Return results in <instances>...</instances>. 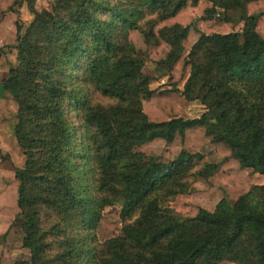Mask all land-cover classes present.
<instances>
[{
	"label": "trees",
	"instance_id": "16d2710c",
	"mask_svg": "<svg viewBox=\"0 0 264 264\" xmlns=\"http://www.w3.org/2000/svg\"><path fill=\"white\" fill-rule=\"evenodd\" d=\"M23 2L0 0V163L16 168L0 167V216L24 219L32 254L14 264L45 263L26 193L32 168L16 161L42 125L50 127L43 159L60 171L64 202L56 208L63 217L77 208L92 224L95 264H264V0H59L42 12L29 5L33 19L22 32L5 15ZM244 6L238 22L216 12ZM152 12L144 30L140 20ZM145 60L164 69L169 88L149 87ZM89 89L114 104H92ZM192 100L206 107L196 118ZM66 101L83 109L77 127L63 119ZM77 138L92 164L86 197L65 173L69 158L84 153L74 152ZM194 158L207 161L200 187L178 193L194 212L162 211L149 197L179 184ZM102 189L118 203L107 211ZM10 225L0 220V259ZM75 252L68 244L61 257Z\"/></svg>",
	"mask_w": 264,
	"mask_h": 264
},
{
	"label": "rangeland",
	"instance_id": "374dc122",
	"mask_svg": "<svg viewBox=\"0 0 264 264\" xmlns=\"http://www.w3.org/2000/svg\"><path fill=\"white\" fill-rule=\"evenodd\" d=\"M59 0H24V2L16 7L14 11L15 15V27L20 26L23 30L28 26V24L33 19V14L30 11L29 5L35 8L38 12L44 10H50ZM22 9V10H20ZM148 12V11H147ZM216 12L221 16L227 15L234 22H238L240 16L243 12H246L245 6L243 8H223L216 7ZM156 16V12L148 13L140 20V25L144 30L148 29V22ZM10 59L17 64L15 61L14 54L9 55ZM141 72L150 77L149 87L151 89L158 88H169L168 76L165 74L164 69L157 65L156 63L145 60L141 68ZM6 76V73L0 72V79ZM183 84L178 87L183 89ZM68 89L71 87L67 86ZM90 90V89H89ZM75 96V95H74ZM89 98L94 105L101 106L103 108H108L114 104V100L102 95L100 92H95L90 90ZM63 119L70 124V127H77L80 124L79 114L83 111L81 106L68 107L67 101L64 103ZM206 111V107L199 100L190 101L189 112L191 118L199 117L203 112ZM45 125L47 126V121L45 120ZM32 130V140L29 142L27 147L21 146V150L16 153L17 163H23L29 165L30 168V178L28 180V186L26 193L29 194L30 200L32 199L33 207L36 210V214L39 219V228L37 231L38 240L43 243L42 257L39 262L45 260L42 264H95V259L92 253L89 251L93 248L92 239V224L87 222H82L79 217H76L77 208L68 209L64 211L65 217L61 215V210L56 207L64 202L63 194L61 193L57 177L60 174L59 166L56 163L51 165L47 164L43 158H47L44 151L45 145L41 144L43 138L48 140L46 133L50 130V127L37 126ZM76 137H80V134H76ZM74 143L75 151L77 152L82 148L84 150L83 154L73 155L74 157L69 158L70 167L65 173L70 176V185L74 192L83 193L82 197H86V189L89 190L88 182L93 176L90 173V168L92 166L91 162L86 159V155L89 154V146L83 143V139L77 138ZM25 148V149H24ZM102 152L99 148L95 150V153ZM24 157V158H23ZM206 158L193 159V164L190 166L189 170L183 177L179 178V184H166L162 188L155 190L149 198H156L158 204L162 211H167L169 209H174L176 212H181L184 215H189L194 212L191 201L185 196L184 199L179 200L182 194H178L182 189L187 187V191H193L199 189L201 181H197V178H201L199 173L205 169ZM0 167L14 170L16 169L9 160H5L0 163ZM258 176H261L258 174ZM263 177V176H262ZM102 178L105 181L108 180V176L104 173ZM103 190V189H102ZM102 198L105 199L106 204L104 211L111 209L110 204L117 203L115 196H113L109 191H104L101 193ZM220 198L206 203V209L212 210ZM232 204L234 201L228 199ZM100 202V201H99ZM141 209L138 208L133 211L123 222V224H132L138 218ZM196 213V212H195ZM67 221H65V220ZM0 220H5L11 222V225L2 238L5 248L3 255L0 259V264H14L20 261L31 262L32 254L30 249L24 245L23 231V218L17 217H5L0 216ZM66 223V224H65ZM68 239L70 240L68 242ZM68 244L75 245V253L68 256H62ZM89 252L91 254H89ZM237 264V263H231Z\"/></svg>",
	"mask_w": 264,
	"mask_h": 264
},
{
	"label": "crops",
	"instance_id": "0c3cea01",
	"mask_svg": "<svg viewBox=\"0 0 264 264\" xmlns=\"http://www.w3.org/2000/svg\"><path fill=\"white\" fill-rule=\"evenodd\" d=\"M22 10V9H20ZM5 18L10 22L11 24V29L15 30V15H14V12H8L6 15H5ZM2 47V43L0 42V48ZM10 54H14V58H15V61H16V50H11V51H7V57L8 59L14 63L9 57Z\"/></svg>",
	"mask_w": 264,
	"mask_h": 264
}]
</instances>
